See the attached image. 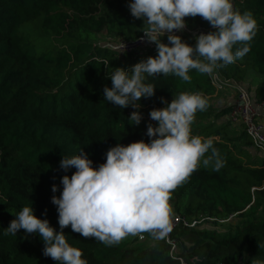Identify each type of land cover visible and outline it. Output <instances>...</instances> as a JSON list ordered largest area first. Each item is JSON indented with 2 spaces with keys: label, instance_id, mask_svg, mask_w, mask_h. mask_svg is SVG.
I'll list each match as a JSON object with an SVG mask.
<instances>
[{
  "label": "trees",
  "instance_id": "1",
  "mask_svg": "<svg viewBox=\"0 0 264 264\" xmlns=\"http://www.w3.org/2000/svg\"><path fill=\"white\" fill-rule=\"evenodd\" d=\"M235 2L241 12L253 14L256 35L242 59L213 73L242 84L254 72L264 81V0ZM128 3L0 0V264H57L43 255L38 234L33 233L40 252L23 237V229L15 236L4 231L14 215L31 204L38 218L60 230L51 197H59L61 177L75 171L60 168L62 156L78 155L82 149L98 167L111 147L149 141L147 124H156L149 112L166 106L162 98L171 102L180 92L215 94L208 75L195 70L189 72L190 82L172 74L147 77L146 82L156 88L154 96L140 100L139 125L128 120L135 109H121L104 100L103 89L111 87L108 75L115 68L130 70L156 55L121 56L132 61L124 67L118 53L97 43L102 35L115 40L138 38L143 21L131 16ZM185 21L192 28L211 27L200 16ZM255 97L264 99V83ZM212 109L197 111L194 120L213 118L222 125L205 123L192 135L213 138L222 166L213 170L201 164L170 191L172 215L197 222L195 228L180 227L172 234L175 255L171 256L170 244L147 231L108 246L66 227L68 243L82 251L87 264H181L179 259L184 264H244L246 255L251 257L246 264L264 261V158L252 156L254 143L245 127L229 122V106ZM221 220L227 222L220 224Z\"/></svg>",
  "mask_w": 264,
  "mask_h": 264
},
{
  "label": "clouds",
  "instance_id": "2",
  "mask_svg": "<svg viewBox=\"0 0 264 264\" xmlns=\"http://www.w3.org/2000/svg\"><path fill=\"white\" fill-rule=\"evenodd\" d=\"M131 16L143 21L144 39L156 46V55L131 67H117L108 75L111 87L103 89L104 100L132 111L129 123L139 125L141 98H151L155 86L147 77L172 74L190 82L195 70L211 75L215 70L242 59L250 51L257 23L250 11L234 8L233 0H129ZM200 16L214 31L195 37L194 46L179 35L186 27L185 17ZM167 34V43L162 38ZM166 106L149 112L155 126L147 124L144 140L117 144L105 154V162L93 161L81 149L78 155L62 156L60 168L75 171L60 179L59 197L53 195L59 231L47 219H40L31 206L16 213L5 235L36 233L43 241V255L57 264H87L82 251L71 246L63 231L71 228L84 238H95L105 245L119 243L128 235L150 232L162 239L172 230L170 191L185 182L201 164L218 170L222 166L213 138L192 135L197 111L207 107L200 93L180 92ZM211 151V155H206ZM57 192L54 184L51 188ZM260 247V245H259ZM251 264H264L255 260Z\"/></svg>",
  "mask_w": 264,
  "mask_h": 264
},
{
  "label": "built area",
  "instance_id": "3",
  "mask_svg": "<svg viewBox=\"0 0 264 264\" xmlns=\"http://www.w3.org/2000/svg\"><path fill=\"white\" fill-rule=\"evenodd\" d=\"M234 8L237 9V4L233 0ZM212 27H204L199 25V27L192 28L186 23V27L174 34L180 37H186L188 39L195 40V37L201 33H208L213 31ZM163 42L167 43V34L162 38ZM111 49L112 51L118 53L119 56L132 55L133 57H138V55H145L146 53H156V46L154 43L148 42L144 39L143 32L140 33L135 40H123L118 39L116 43L103 45ZM209 82L215 89V95L222 93H230L232 96V103L229 105L231 108L229 115L227 116L229 122L232 126H244L250 136L252 143H254L255 150L259 155L264 158V99L260 100L252 95L248 86L233 81H227L218 76L216 73L211 75L207 74ZM228 220V219H227ZM225 221H219L220 224H224ZM170 222L172 225V230L167 234L166 237L160 239L165 240L166 243L171 245L172 253L174 256L177 251L175 243L172 241V234L178 230L180 227H190L195 228L197 222H189L184 217L179 215H171ZM152 235V234H151ZM153 236V235H152ZM146 236L140 235L139 240L144 241ZM159 240V239H157ZM181 264H184L182 259H179ZM225 264V263H220Z\"/></svg>",
  "mask_w": 264,
  "mask_h": 264
},
{
  "label": "rangeland",
  "instance_id": "4",
  "mask_svg": "<svg viewBox=\"0 0 264 264\" xmlns=\"http://www.w3.org/2000/svg\"><path fill=\"white\" fill-rule=\"evenodd\" d=\"M113 1V0H111ZM101 13H104L105 10L102 7ZM183 41L187 42H196L193 41L192 39H188L186 37H181ZM118 40V39H117ZM117 40L115 39H108L105 37V35H102L99 37L98 42L99 44L102 45H107V44H113L116 43ZM130 62H132L131 60H129L128 58H124V57H119V64H121L122 66H127V64H129ZM264 83L263 79L259 76H257L254 72H250L248 79L243 83L244 85L248 86L252 95L255 96V92L257 91V89L262 86ZM206 101H207V107H212V110H216L218 108H222V107H228L232 102V96L230 95V93H222L219 95H212V96H206ZM211 122H215L218 124V126L222 125L221 120H217L215 121L213 118L210 119H202V120H194L192 125H191V132L192 133H197V129L199 127H201L203 124H207V123H211ZM235 129V128H234ZM239 130V128H237ZM236 130V129H235ZM256 154V155H255ZM252 156L256 159L261 160V156L259 155V153L255 150V148H253V154ZM23 237L29 242V244L36 250L40 252V246L36 241V238L34 236V234H27L25 232L22 233ZM251 257H249V255H246V257H244L242 259L241 262H243L244 264H246V262L250 259Z\"/></svg>",
  "mask_w": 264,
  "mask_h": 264
}]
</instances>
